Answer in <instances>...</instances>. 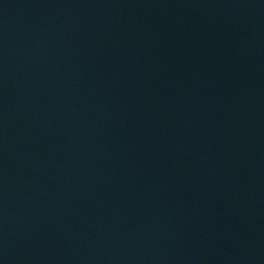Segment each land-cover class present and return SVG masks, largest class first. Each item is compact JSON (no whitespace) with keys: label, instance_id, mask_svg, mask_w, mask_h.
I'll use <instances>...</instances> for the list:
<instances>
[{"label":"water","instance_id":"95a60500","mask_svg":"<svg viewBox=\"0 0 264 264\" xmlns=\"http://www.w3.org/2000/svg\"><path fill=\"white\" fill-rule=\"evenodd\" d=\"M0 264H264V0H0Z\"/></svg>","mask_w":264,"mask_h":264}]
</instances>
